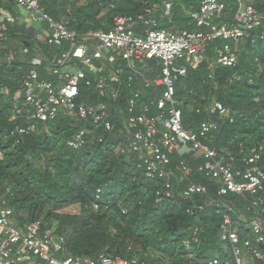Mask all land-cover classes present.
Segmentation results:
<instances>
[{
    "label": "trees",
    "instance_id": "1",
    "mask_svg": "<svg viewBox=\"0 0 264 264\" xmlns=\"http://www.w3.org/2000/svg\"><path fill=\"white\" fill-rule=\"evenodd\" d=\"M162 0H41L45 11L56 21H66L78 35L95 31L108 32L117 16H136L147 6ZM264 18V0H243ZM173 22L165 28L188 27L190 18L183 9L198 10L201 0H177ZM228 9L222 22L234 24L238 9L235 0L227 1ZM264 24L251 31L238 45V63L225 68L217 64L218 51L224 41L209 44L205 54L176 83V97L182 110L183 127L196 133L202 123L212 120L219 124L204 144L217 151L226 150L241 160L256 147H263L264 163ZM35 36L27 27L9 26L0 37V198L7 200L16 224L26 227L40 221L43 231L53 230L65 241L64 252L77 257L96 258L101 254L124 259H139L145 264H209L218 258L220 264L233 260L231 248L221 240L220 226L228 209L223 205H205L217 199L218 185L199 173V163L188 161L193 183L204 185L206 195L194 200L166 199L157 204L162 181H149L138 169L137 154L118 151L124 139L104 135L100 131L87 138L79 149L67 143L84 123L74 116H60L47 124H38L34 134L14 133L21 120L12 121L15 101L34 54L22 55L24 47L35 52ZM51 50V52H50ZM52 53L53 48L42 46ZM16 53L9 63L7 57ZM212 65V69L210 66ZM7 90V94L3 91ZM127 91V90H126ZM122 92H125L123 89ZM125 94V93H124ZM123 94V95H124ZM81 96L91 103L103 101L93 88L81 86ZM146 96V95H145ZM148 96V95H147ZM214 101L225 108V115H210L206 108ZM120 108H125L123 98ZM116 110V111H115ZM112 120L119 128L121 116L114 108ZM88 128L92 126L86 124ZM46 128L48 131H46ZM12 133L14 135L12 136ZM102 134V133H101ZM175 174L181 158H171ZM200 162V161H199ZM174 189L186 184L173 180ZM100 198L97 199V191ZM248 197L229 195L226 205L244 212L247 218ZM94 205L98 210L94 211ZM79 206L78 214L62 211ZM234 221L237 216L231 214ZM198 229V241L192 240ZM264 250V247L262 248Z\"/></svg>",
    "mask_w": 264,
    "mask_h": 264
},
{
    "label": "built area",
    "instance_id": "2",
    "mask_svg": "<svg viewBox=\"0 0 264 264\" xmlns=\"http://www.w3.org/2000/svg\"><path fill=\"white\" fill-rule=\"evenodd\" d=\"M227 1L201 0L198 10L193 6L183 9L192 30L165 28L163 21L172 22L177 0H162L136 16L115 17L108 32L78 35L66 21L51 17L41 0H0V37L15 22V7L19 22L35 31V52L30 47L22 50V55L35 56L29 62L22 90L15 96L16 102L22 98L23 103L15 105L11 120L23 121L14 133L28 136L37 131L38 124L74 116L84 123L67 143L74 150L83 148L96 131H100L99 143L104 142V135L121 137L124 145L118 151L137 154L138 169L146 179L163 182L157 204L179 197L193 201L197 195L207 194L204 185L188 178L191 168L184 157H190L191 162L199 163L197 173L218 185L217 199L194 208L201 211L205 205L216 204L229 212L220 226L221 240L231 248L233 256L232 263L225 264H264L263 147L249 150L241 160L226 150L208 148L204 142L218 130V122L208 120L196 133L186 131L176 97V83L187 76L209 44L222 39L225 43L218 51L217 64L235 67L239 43L264 24V18L243 0H235V23L222 22ZM261 38L264 40V36ZM42 46L53 48V52L45 54ZM15 56L16 53L9 54L7 61L11 63ZM82 85L93 88L103 101L91 103L83 98ZM121 98L125 108L119 106ZM115 107L121 116L119 128L112 120ZM206 112L220 116L226 113L217 101ZM88 123L91 128L86 126ZM173 156L181 158L176 167L179 174L171 169ZM173 180L186 187L174 189ZM100 194L98 190L97 199ZM231 194L249 198L246 210L250 218L226 205L224 198ZM93 209L97 211L98 205ZM231 214L237 216L236 221ZM198 232L197 228L193 232L194 242L198 241ZM64 246V239L53 230L43 231L40 221L18 226L7 200L0 198V264H145L136 258L106 254L96 258L72 256L64 252ZM209 264L220 261L216 258Z\"/></svg>",
    "mask_w": 264,
    "mask_h": 264
},
{
    "label": "crops",
    "instance_id": "3",
    "mask_svg": "<svg viewBox=\"0 0 264 264\" xmlns=\"http://www.w3.org/2000/svg\"><path fill=\"white\" fill-rule=\"evenodd\" d=\"M12 11H13V13H14V15H15V22L13 23L14 25H16V26H18V27H27V29L29 30V32L33 35L34 33H35V31H34V29L32 28H29V26L27 25V24H21L20 22H19V20H18V16L20 15L19 14V12H18V10H16V7H15V9L14 8H12ZM183 13H184V11H183ZM184 15H185V13H184ZM190 21V20H189ZM172 22H173V20H172ZM172 22H169L168 20H165V21H163V25H164V27H165V25H170ZM189 23V22H188ZM188 23H187V26H188ZM38 27V26H37ZM189 27V26H188ZM39 28V27H38ZM170 29H174V30H184V29H181V27L180 26H173L172 28H170ZM50 52H51V50H50ZM144 94L146 95L145 96V98H148V93L145 91L144 92Z\"/></svg>",
    "mask_w": 264,
    "mask_h": 264
},
{
    "label": "rangeland",
    "instance_id": "4",
    "mask_svg": "<svg viewBox=\"0 0 264 264\" xmlns=\"http://www.w3.org/2000/svg\"><path fill=\"white\" fill-rule=\"evenodd\" d=\"M6 93H7V90L4 91V94H6ZM62 212L68 213V214H78L80 212V207L79 206L70 207V208H68Z\"/></svg>",
    "mask_w": 264,
    "mask_h": 264
}]
</instances>
